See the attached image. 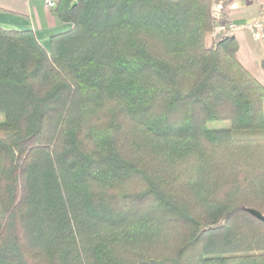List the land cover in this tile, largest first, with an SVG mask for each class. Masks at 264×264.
<instances>
[{
	"label": "trees",
	"instance_id": "trees-1",
	"mask_svg": "<svg viewBox=\"0 0 264 264\" xmlns=\"http://www.w3.org/2000/svg\"><path fill=\"white\" fill-rule=\"evenodd\" d=\"M215 2L0 25V264H264V84Z\"/></svg>",
	"mask_w": 264,
	"mask_h": 264
},
{
	"label": "crops",
	"instance_id": "crops-1",
	"mask_svg": "<svg viewBox=\"0 0 264 264\" xmlns=\"http://www.w3.org/2000/svg\"><path fill=\"white\" fill-rule=\"evenodd\" d=\"M253 20H264V3L257 0H234L225 10L223 26L237 27L233 32L238 39V57L264 84V38L242 27ZM0 25L7 29H32L46 47H50L53 34L69 29L70 23L63 22L45 5L44 0H0Z\"/></svg>",
	"mask_w": 264,
	"mask_h": 264
},
{
	"label": "built area",
	"instance_id": "built-area-1",
	"mask_svg": "<svg viewBox=\"0 0 264 264\" xmlns=\"http://www.w3.org/2000/svg\"><path fill=\"white\" fill-rule=\"evenodd\" d=\"M60 0H44L45 5L47 6L48 9L53 10L58 2ZM260 4L264 3V0H257ZM222 9H223V5L222 2H215L213 5V16L215 18V20H219L221 17V13H222ZM237 26L235 24H231L229 25V29L230 31L235 30ZM242 27L244 29H248L252 32H254L255 34L261 36L264 38L263 36V32H264V20H253V21H248L245 22L244 24H242ZM225 26H216L217 30H222L225 29Z\"/></svg>",
	"mask_w": 264,
	"mask_h": 264
},
{
	"label": "rangeland",
	"instance_id": "rangeland-1",
	"mask_svg": "<svg viewBox=\"0 0 264 264\" xmlns=\"http://www.w3.org/2000/svg\"><path fill=\"white\" fill-rule=\"evenodd\" d=\"M225 10H226V8L225 7H223V9H222V13H221V17H220V19L219 20H217L216 21V26H223V24H224V22H223V19H224V14H225ZM246 30H248V29H246ZM218 32L220 31V30H217ZM248 31H250V30H248ZM250 32H252V31H250ZM252 33H254V32H252ZM218 34V33H217ZM263 36H264V32H263ZM2 114L0 113V118H2ZM229 124V121H211V122H209V126H212V127H220V126H227Z\"/></svg>",
	"mask_w": 264,
	"mask_h": 264
},
{
	"label": "water",
	"instance_id": "water-1",
	"mask_svg": "<svg viewBox=\"0 0 264 264\" xmlns=\"http://www.w3.org/2000/svg\"><path fill=\"white\" fill-rule=\"evenodd\" d=\"M250 211L257 216L258 218L264 220V214H262L260 211L256 210V209H250Z\"/></svg>",
	"mask_w": 264,
	"mask_h": 264
}]
</instances>
